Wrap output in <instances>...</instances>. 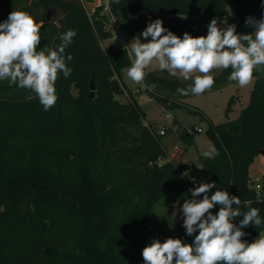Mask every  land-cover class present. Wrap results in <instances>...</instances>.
I'll list each match as a JSON object with an SVG mask.
<instances>
[{"label":"trees","instance_id":"trees-1","mask_svg":"<svg viewBox=\"0 0 264 264\" xmlns=\"http://www.w3.org/2000/svg\"><path fill=\"white\" fill-rule=\"evenodd\" d=\"M262 4L264 0H120L111 11L123 32H142L161 18L165 28L182 38L185 32L206 35L211 19L219 24L229 6L235 15L227 24L249 33L254 29L245 20L260 19ZM16 10L42 23L41 48H56L69 29L77 35L65 50V56L73 57L66 61L71 75L59 74L58 100L50 110L31 90L0 81V264H143L155 205L164 195L189 192L200 182L215 181L217 189L241 199L242 212L256 207L264 220V184L257 190L250 177V166L264 149V75L255 72L250 102L238 119L210 125L219 155L199 157L204 179H186L163 144L161 128L144 122L146 112L122 80V70L131 65L124 46L102 45L111 38L105 16L97 12L90 19L80 0H0V22ZM123 15L136 17V23ZM230 72L213 73V88L235 83L227 79ZM147 79L162 108L184 106L174 94L185 97L177 92L189 86L185 81L153 73ZM124 95L126 103L119 99ZM163 128L166 134L172 131ZM178 137L185 145L194 144L187 129ZM182 224L171 237L192 243L195 234L186 236ZM263 230L264 224L249 225L244 239L253 242Z\"/></svg>","mask_w":264,"mask_h":264},{"label":"clouds","instance_id":"clouds-1","mask_svg":"<svg viewBox=\"0 0 264 264\" xmlns=\"http://www.w3.org/2000/svg\"><path fill=\"white\" fill-rule=\"evenodd\" d=\"M119 2L104 0L106 9ZM222 23L223 27L213 18L206 35L185 32L181 38L165 28L161 19L150 21L140 36L124 47L131 60L128 79L148 87L144 84L146 70L155 66L172 77L192 82L187 88H177L179 94L200 96L213 88L215 71L231 69L228 81L248 87L255 72L264 68V15L258 20L246 18L245 26L254 29L249 33H238L236 24ZM42 26L22 10L11 11L0 22V81L31 90L48 111L58 100L55 84L59 74L64 78L71 75L72 68L66 61L73 57L65 56V50L77 33L69 29L59 36L61 43L56 48H41ZM154 88L152 85L149 90ZM202 155L213 159L219 151L209 143ZM188 191L191 197L184 199L179 211L185 235L195 234L193 242L173 237L163 242L153 239L142 249L143 264H264V235L253 242L244 239L246 227L264 224L259 209L248 207L242 212L241 199L217 189L215 181L200 182ZM216 206L219 210L213 213ZM238 217L243 218L234 223Z\"/></svg>","mask_w":264,"mask_h":264},{"label":"rangeland","instance_id":"rangeland-1","mask_svg":"<svg viewBox=\"0 0 264 264\" xmlns=\"http://www.w3.org/2000/svg\"><path fill=\"white\" fill-rule=\"evenodd\" d=\"M235 15V7L229 6L226 11L225 19L219 25L224 26L222 22H228ZM161 19V18H159ZM141 32L131 34L128 31L123 32L126 45L129 44L134 37L140 36ZM142 41L143 38L141 37ZM150 39V38H149ZM103 47L113 45L120 47L121 44L115 42L114 38H109L103 42ZM127 68L122 70V80L129 91L134 93L135 98L146 112L145 123H156L160 128L168 127L172 131H168L163 139V144L170 152V158L179 163L183 175L186 179L201 178L204 179L203 171L199 163V157L207 150L209 143L213 144L209 129L210 125H220L227 121L238 119L241 111L250 102V92L254 86L253 83L246 88H240L236 83H224L206 91L200 96L189 95L181 97L174 94L184 106L165 110L160 106L158 101L152 96L154 91L148 90V87L134 84L126 75ZM221 70L214 73L218 74ZM260 75H264V68L256 71ZM153 73L158 76L172 77L166 71H160L155 66L146 70L145 81H148V74ZM183 80L180 77H176ZM144 81V84H145ZM184 81V80H183ZM191 84V81H185ZM146 85V84H145ZM96 91V86L94 93ZM92 92V90H91ZM152 92V93H151ZM234 101L229 105L230 100ZM120 101L126 103L129 101L127 96L119 97ZM191 106L195 111H190L187 106ZM200 127L201 133L195 132L194 127ZM187 129L192 132L194 144L185 145L178 137V133ZM175 146H179L176 149ZM250 177L254 183L264 184V155H257L254 162L250 166ZM191 193L187 191H175L164 195L155 205L153 214L150 217L149 241L159 239L161 242L171 237L173 228L183 222L182 213L179 208L182 206L185 198H190ZM264 235V230L262 231Z\"/></svg>","mask_w":264,"mask_h":264},{"label":"built area","instance_id":"built-area-1","mask_svg":"<svg viewBox=\"0 0 264 264\" xmlns=\"http://www.w3.org/2000/svg\"><path fill=\"white\" fill-rule=\"evenodd\" d=\"M80 2H81V5L83 6L84 10L86 11V13L90 19H93L97 12H98V15L100 17L105 16L107 19L106 30L110 32L111 38L115 37V42L118 44H121L122 46L125 47L126 41L123 37V31L120 27L119 21L116 18V16L113 14V12L111 11V8L106 9L104 0H90V1L89 0H80ZM197 129H201V128L195 126L193 131L198 132ZM201 132H198V133H201ZM161 133H163V134H161ZM189 133L192 134V132H190V131H189ZM160 134L161 135L166 134L165 128H161ZM175 148L177 149V147H175ZM162 163H163V161L160 160V164H162ZM260 188H261V185L257 184L256 189L260 190Z\"/></svg>","mask_w":264,"mask_h":264},{"label":"water","instance_id":"water-1","mask_svg":"<svg viewBox=\"0 0 264 264\" xmlns=\"http://www.w3.org/2000/svg\"><path fill=\"white\" fill-rule=\"evenodd\" d=\"M122 18L125 21L132 23V24L136 23V21H137L136 17H133V16L123 15ZM91 90H92V92L90 94V98H94V96H95V93H94L95 82H94V80H92V82H91ZM259 154L264 155V149H259Z\"/></svg>","mask_w":264,"mask_h":264},{"label":"crops","instance_id":"crops-1","mask_svg":"<svg viewBox=\"0 0 264 264\" xmlns=\"http://www.w3.org/2000/svg\"><path fill=\"white\" fill-rule=\"evenodd\" d=\"M90 1V0H89ZM163 128V127H162ZM175 147H177V149H179V146H175ZM168 150V149H167ZM169 151V150H168ZM169 154H170V152H169ZM203 174V173H202Z\"/></svg>","mask_w":264,"mask_h":264}]
</instances>
